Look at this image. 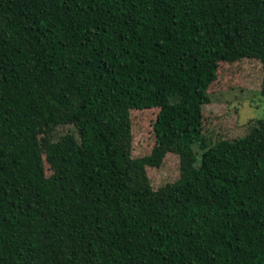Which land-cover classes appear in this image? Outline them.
I'll return each mask as SVG.
<instances>
[{"label":"trees","instance_id":"trees-1","mask_svg":"<svg viewBox=\"0 0 264 264\" xmlns=\"http://www.w3.org/2000/svg\"><path fill=\"white\" fill-rule=\"evenodd\" d=\"M243 58L264 96V0H0V264H264V118L203 126ZM154 107L134 157L131 110Z\"/></svg>","mask_w":264,"mask_h":264},{"label":"rangeland","instance_id":"rangeland-1","mask_svg":"<svg viewBox=\"0 0 264 264\" xmlns=\"http://www.w3.org/2000/svg\"><path fill=\"white\" fill-rule=\"evenodd\" d=\"M262 80L263 64L259 59L221 61L217 79L209 87L212 101L203 107L205 135L213 140L235 139L245 135L256 119L264 118ZM159 111V107L131 110L134 157L150 154L155 146L154 124ZM147 171L155 188L174 181L179 176V156L168 153L160 167H149Z\"/></svg>","mask_w":264,"mask_h":264}]
</instances>
